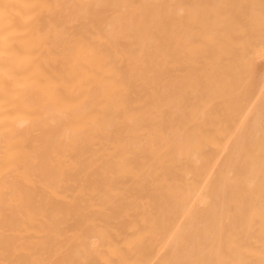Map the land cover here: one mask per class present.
Segmentation results:
<instances>
[{
  "label": "bare ground",
  "instance_id": "bare-ground-1",
  "mask_svg": "<svg viewBox=\"0 0 264 264\" xmlns=\"http://www.w3.org/2000/svg\"><path fill=\"white\" fill-rule=\"evenodd\" d=\"M0 264H264V0H0Z\"/></svg>",
  "mask_w": 264,
  "mask_h": 264
}]
</instances>
